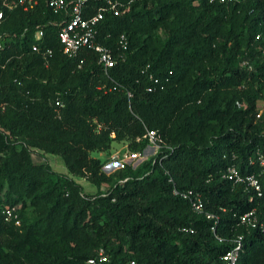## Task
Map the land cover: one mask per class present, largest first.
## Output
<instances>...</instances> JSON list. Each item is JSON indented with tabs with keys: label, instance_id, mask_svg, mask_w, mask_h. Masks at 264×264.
<instances>
[{
	"label": "trees",
	"instance_id": "1",
	"mask_svg": "<svg viewBox=\"0 0 264 264\" xmlns=\"http://www.w3.org/2000/svg\"><path fill=\"white\" fill-rule=\"evenodd\" d=\"M14 1L0 0V264H87L99 249L103 264H222L236 236V264H264V230L238 221L253 210L264 225V178L260 197L223 178L230 166L258 173L264 155V0H115L121 13L104 11L94 37L115 61L105 70L93 50L62 53L64 13ZM99 8L90 0L83 16ZM146 131L161 143L137 167L106 176L90 156L120 141L141 153ZM33 151L96 193L34 164ZM172 189L197 193L213 218Z\"/></svg>",
	"mask_w": 264,
	"mask_h": 264
},
{
	"label": "built area",
	"instance_id": "2",
	"mask_svg": "<svg viewBox=\"0 0 264 264\" xmlns=\"http://www.w3.org/2000/svg\"><path fill=\"white\" fill-rule=\"evenodd\" d=\"M88 1L90 0H45V5L53 15L64 13L68 18L65 22L59 23L60 27L57 32V39L61 46L62 53L67 57H72L81 48L93 50L97 54V65L105 70L112 67L115 64V61L107 48L102 47L94 42L96 26L102 20V13L104 11L109 12L112 16H118L121 13L119 8L122 7V5L115 0H104L105 8H99L91 16L84 17L83 10L86 7V3ZM209 1L216 2L218 4H229L242 0ZM35 3V0H15L11 6L6 7L8 9L21 7L23 11H27L31 9ZM40 36L41 31L38 30L35 33V38L38 39ZM121 46L122 49H124L122 43ZM54 104L58 106L57 102ZM140 139L146 140V147L150 146L151 149L150 154L147 155L146 158L154 156L160 146L159 144L161 143L156 133L154 131H146L141 138H137L135 141L138 142ZM143 153L144 149L141 153L127 151L112 162L118 164L116 170L122 168L125 165L132 166V164L125 163V161L129 160L131 162L135 159L139 160L142 158L141 155ZM256 159L259 165L258 173L241 175L236 167L230 166L226 169L223 178L230 181L232 185H243L244 190H249L256 197H260L261 187L259 184V179L264 178V155L261 153H256ZM171 194L172 196L186 200L194 214L202 215L207 220L213 218L212 215L204 211L202 201L197 193H194L191 190L177 191L172 189ZM3 216L5 221H11L15 226H19V221L12 211L8 209L3 210ZM238 221L240 225L245 228V230H264V225L257 220L253 210L239 216ZM241 240L242 236H236L231 240L233 247L221 256L222 264H236L237 256L241 249ZM105 262H107V256L101 249L95 253L94 257L89 258L86 261L87 264H103ZM129 264H133V262H130Z\"/></svg>",
	"mask_w": 264,
	"mask_h": 264
},
{
	"label": "rangeland",
	"instance_id": "3",
	"mask_svg": "<svg viewBox=\"0 0 264 264\" xmlns=\"http://www.w3.org/2000/svg\"><path fill=\"white\" fill-rule=\"evenodd\" d=\"M193 4H195L193 2ZM155 34H157L155 32ZM259 114L261 113V104H258ZM128 143L126 141H120V142H113L111 143L110 149L107 152L103 153H97L92 152L90 153V156L92 158H95L99 160L102 163L101 172L108 176L110 175L114 170H116V167L118 164L113 163L112 161L118 159L122 154L126 153L128 150ZM151 152L150 146L144 148V153L141 155V159H135L134 161L126 160L125 163L132 164V167L139 166L142 162L147 161L149 158H146L147 155H149ZM146 158V159H145ZM138 160V161H137ZM31 161L34 164H47L49 166V169L51 172H53L57 176H67L68 178H71L74 182L79 184L82 188V195L84 196H92L96 193V189L89 184L86 180L81 178L72 177L69 175L65 169V167L62 164L61 159L58 156L50 155V154H43L37 151H33V154H31ZM131 167V168H132ZM144 168L143 165L140 166L141 175L143 174ZM107 189L106 185H102L100 187L101 191H105ZM19 205L13 207V210H18ZM27 214H30L31 208H27L25 210Z\"/></svg>",
	"mask_w": 264,
	"mask_h": 264
}]
</instances>
